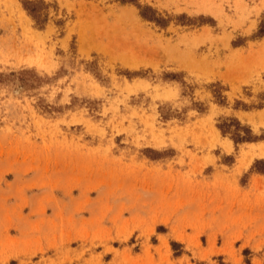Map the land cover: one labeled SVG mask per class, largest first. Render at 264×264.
<instances>
[{
  "label": "rangeland",
  "instance_id": "374dc122",
  "mask_svg": "<svg viewBox=\"0 0 264 264\" xmlns=\"http://www.w3.org/2000/svg\"><path fill=\"white\" fill-rule=\"evenodd\" d=\"M263 20L0 0V264H264Z\"/></svg>",
  "mask_w": 264,
  "mask_h": 264
},
{
  "label": "trees",
  "instance_id": "16d2710c",
  "mask_svg": "<svg viewBox=\"0 0 264 264\" xmlns=\"http://www.w3.org/2000/svg\"><path fill=\"white\" fill-rule=\"evenodd\" d=\"M26 3V4H25ZM24 3V8L32 15H34V8H30L27 5H33L31 2H25ZM259 34L263 35L264 34V20L262 21L261 25H260V29H259ZM239 141H251V139L247 136H244L242 138L239 139H235V142H239Z\"/></svg>",
  "mask_w": 264,
  "mask_h": 264
}]
</instances>
